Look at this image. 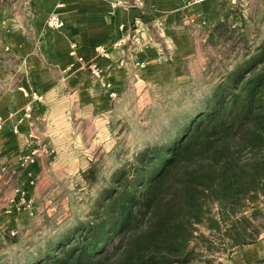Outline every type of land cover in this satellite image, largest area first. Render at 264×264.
<instances>
[{
  "label": "trees",
  "instance_id": "trees-1",
  "mask_svg": "<svg viewBox=\"0 0 264 264\" xmlns=\"http://www.w3.org/2000/svg\"><path fill=\"white\" fill-rule=\"evenodd\" d=\"M260 200L264 45L224 74L165 142L115 175L88 220L14 264H208L220 250L257 242Z\"/></svg>",
  "mask_w": 264,
  "mask_h": 264
},
{
  "label": "crops",
  "instance_id": "crops-1",
  "mask_svg": "<svg viewBox=\"0 0 264 264\" xmlns=\"http://www.w3.org/2000/svg\"><path fill=\"white\" fill-rule=\"evenodd\" d=\"M129 1L127 10L115 0H0V115L6 119L0 133L1 206L10 195L7 185L17 181L10 175L19 167L17 154L30 132H45L49 141L61 143L76 119L106 124L132 85L152 84L167 64L176 67L193 54L196 39L228 21L236 2ZM53 13L64 27L50 28ZM72 45L86 62L98 63L100 78L70 55ZM98 46L106 47L109 56H98ZM105 85L117 100L110 99ZM29 104L30 117L18 124ZM41 166L38 162L35 172L41 173ZM242 252L264 260V236Z\"/></svg>",
  "mask_w": 264,
  "mask_h": 264
},
{
  "label": "rangeland",
  "instance_id": "rangeland-1",
  "mask_svg": "<svg viewBox=\"0 0 264 264\" xmlns=\"http://www.w3.org/2000/svg\"><path fill=\"white\" fill-rule=\"evenodd\" d=\"M235 1L229 20L211 32V28L202 32L192 47L193 54L187 53L176 67L167 64L152 84L132 85L113 117L104 119L106 124L76 119L61 143L49 141L45 132L27 135L17 154L19 167L10 175L17 181L7 185L10 195L0 205V264H14L45 241L66 235L77 221L88 220L115 175L128 170L149 146L165 142L176 123L201 106L224 74L261 50L264 0ZM166 57L171 61L173 55ZM104 87L112 101L119 98L110 86ZM0 118L1 133L6 119ZM35 149L39 150L37 157L25 163L24 158ZM38 162L41 173L35 172ZM2 195L0 189V198ZM256 206L253 226L264 230L263 201ZM212 209L216 211L217 205ZM263 236L264 231L253 244ZM210 259L208 264H264V260L245 256L242 248L229 253L220 250Z\"/></svg>",
  "mask_w": 264,
  "mask_h": 264
},
{
  "label": "built area",
  "instance_id": "built-area-1",
  "mask_svg": "<svg viewBox=\"0 0 264 264\" xmlns=\"http://www.w3.org/2000/svg\"><path fill=\"white\" fill-rule=\"evenodd\" d=\"M205 1H207V0H188V5H190V6L197 5V4L205 2ZM115 5L117 7H122V8L127 9V10L132 8V4L130 3L129 0H115ZM48 24H49L50 28H53V29H60V28L64 27V25H65L64 21L56 13H53L50 15L49 20H48ZM96 52H97L98 56H100L102 58L109 56V51L104 46H98L96 49ZM70 55L73 56L78 62H80L82 64H86L87 68L89 69L91 74H93L96 77L101 76V69L99 68L98 63L97 62H86L83 57L78 55L75 45L71 46ZM35 98H37V97H35ZM32 111H33L32 105L31 104L27 105V107L25 108L24 116L22 117V119H20V121L22 122L23 119L30 117ZM1 126H2V120L0 118V129H1ZM30 137L33 138L35 136L31 134ZM28 146H32V144H29ZM38 152H39L38 149L33 150L31 152V154H29L28 156H26L24 158V162L25 163L33 162V160L37 157Z\"/></svg>",
  "mask_w": 264,
  "mask_h": 264
}]
</instances>
